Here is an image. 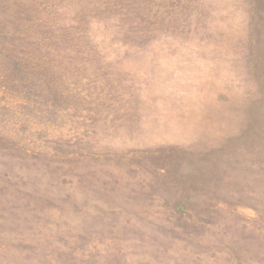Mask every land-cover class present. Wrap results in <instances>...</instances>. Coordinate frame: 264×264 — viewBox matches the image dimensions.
<instances>
[{"label":"rangeland","instance_id":"rangeland-1","mask_svg":"<svg viewBox=\"0 0 264 264\" xmlns=\"http://www.w3.org/2000/svg\"><path fill=\"white\" fill-rule=\"evenodd\" d=\"M0 264H264V0H0Z\"/></svg>","mask_w":264,"mask_h":264}]
</instances>
